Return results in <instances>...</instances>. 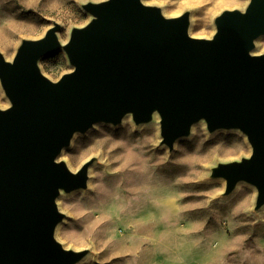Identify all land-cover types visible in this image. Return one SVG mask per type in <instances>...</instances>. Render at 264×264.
<instances>
[{"label": "water", "instance_id": "1", "mask_svg": "<svg viewBox=\"0 0 264 264\" xmlns=\"http://www.w3.org/2000/svg\"><path fill=\"white\" fill-rule=\"evenodd\" d=\"M89 14L65 42L52 21L36 38H21L11 58L0 51V264H77L88 248L55 236L63 193L85 189L95 156L72 170L59 159L77 132L98 122L135 125L158 116L159 145L172 150L204 121L208 132L237 129L247 156L218 161L210 178L225 180L223 196L247 182L264 205V0L244 12L225 8L207 37L189 33L190 12L168 16L143 0H86ZM209 37H211L209 39ZM62 49L71 68L46 76L39 59Z\"/></svg>", "mask_w": 264, "mask_h": 264}, {"label": "rangeland", "instance_id": "2", "mask_svg": "<svg viewBox=\"0 0 264 264\" xmlns=\"http://www.w3.org/2000/svg\"><path fill=\"white\" fill-rule=\"evenodd\" d=\"M84 1L0 0V51L11 58L21 38L40 36L54 20L61 24L58 37L65 42L71 27L89 18L80 6ZM148 3L168 16L188 9L189 33L207 37L214 32V16L225 8H239L243 0ZM258 39L263 51L264 34ZM38 63L53 80L71 68L62 49ZM5 102L0 86V106ZM155 120L158 116L135 125L129 115L117 125L98 122L74 134L58 158L72 170L91 156L96 160L85 189L57 198L64 217L56 238L67 247L89 249L77 264H264V229L252 225L264 219L262 207L254 210L255 187L243 181L244 188L238 191L236 185L223 196L225 180L208 175L216 162L249 154L245 135L237 129L208 132L199 121L169 151L159 145ZM108 191L112 196L105 199ZM236 191V199L229 202ZM111 207L117 211L107 222L104 214Z\"/></svg>", "mask_w": 264, "mask_h": 264}, {"label": "bare ground", "instance_id": "3", "mask_svg": "<svg viewBox=\"0 0 264 264\" xmlns=\"http://www.w3.org/2000/svg\"><path fill=\"white\" fill-rule=\"evenodd\" d=\"M145 3H148L149 2V0H143ZM165 14H167L165 11H163ZM258 40L259 39H256V48H255V50L254 51H257V52H259L260 51V48H259V46H258V44H257V42H258ZM8 102V101H7ZM7 103L5 102L3 105H6ZM126 117H129V115H127ZM154 117L157 119V115H154ZM153 123H155V124H158L157 123V120H155V121H153ZM242 184H243V182H239L238 184H237V188L238 189H236V190H238L239 191V189L241 190L242 188H244V187H242ZM120 185L121 184H119V187H120ZM238 191H236V194L234 195V197L233 198H231L230 200H229V202H232V201H234L235 199H236V197H237V192ZM111 196H112V194L108 191V193L106 194V196H105V199H110L111 198ZM264 209V205L262 206V208H261V210H263ZM240 210V209H239ZM117 211V209L115 208V207H111L110 209H108V210H106L105 211V220L107 221V222H110V220H109V218L112 216V214L114 213V212H116ZM238 213L241 215V218H242V214H243V211L242 210H240V211H238ZM238 213H234V215H237ZM252 225H254V226H259V227H261V228H263L264 229V219H259V220H257V221H254L253 223H252ZM243 226L245 227V226H247V224H246V222H244V224H243ZM64 245H67V244H64Z\"/></svg>", "mask_w": 264, "mask_h": 264}, {"label": "clouds", "instance_id": "4", "mask_svg": "<svg viewBox=\"0 0 264 264\" xmlns=\"http://www.w3.org/2000/svg\"><path fill=\"white\" fill-rule=\"evenodd\" d=\"M248 3H249V0H243V3L241 4V5H239L238 7H239V10L241 11V12H244L245 11V8L247 7V5H248ZM211 37H209V39H210Z\"/></svg>", "mask_w": 264, "mask_h": 264}]
</instances>
